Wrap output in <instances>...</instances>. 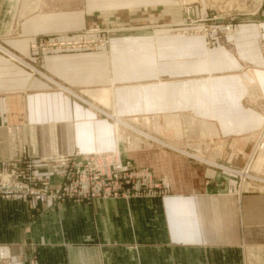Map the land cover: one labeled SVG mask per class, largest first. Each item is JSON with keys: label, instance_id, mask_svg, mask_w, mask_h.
Listing matches in <instances>:
<instances>
[{"label": "crops", "instance_id": "0c3cea01", "mask_svg": "<svg viewBox=\"0 0 264 264\" xmlns=\"http://www.w3.org/2000/svg\"><path fill=\"white\" fill-rule=\"evenodd\" d=\"M158 5L0 0V45L29 63L0 49V166L27 155L41 175L59 181L61 168L47 171L49 162L117 146L171 179L159 195L129 189L119 197L43 203L0 197V264H264V189L226 187L222 174L200 166L215 164L224 147L222 140L207 143L204 129L237 138L264 126V10L227 37L231 44L213 48L202 35L163 24L132 28L94 51L32 49L48 35L69 39L88 27L158 23ZM176 12L168 5V20L180 19ZM111 110L150 116L152 127L168 132L166 141L134 128L154 141L116 142L104 116ZM229 146L238 149V140ZM210 147L214 161H203Z\"/></svg>", "mask_w": 264, "mask_h": 264}, {"label": "rangeland", "instance_id": "374dc122", "mask_svg": "<svg viewBox=\"0 0 264 264\" xmlns=\"http://www.w3.org/2000/svg\"><path fill=\"white\" fill-rule=\"evenodd\" d=\"M263 1L264 0H159L157 11L159 12L160 21L155 24H151L149 22L148 23L142 22V23H137V24L121 25V26H118V25L116 26L109 25V26H100V27L94 26V27L84 28L78 31L73 38H69V39H64V38L62 39L58 37L57 35H51V36L48 35V36L40 37V39H45L46 41H49L51 40V38L52 39L56 38L62 41H69L72 39H77L79 37L80 38L79 40L83 39L84 42H80L79 44H77L76 47H73L72 45L71 46L63 45L62 48H55L51 50L94 51L98 47H106L109 44L111 37L113 36L130 35L126 33H129L132 30V28H136V27L142 28L145 26L151 27V25L173 24L171 25L172 27L170 28H173L175 33H179L181 35H202L205 38L208 47L213 48L216 46L218 47L219 45H223L225 42L227 44H231L230 41L227 40V37H229L230 35L226 36L225 28L229 26L230 24H232L233 26H236V29H237L238 26L243 21H245L246 19H250L254 17L255 15H257L258 13H260L262 10H264ZM170 4L171 6L173 5L174 9H176L177 11L176 13H178V15L176 16L180 18L178 20H174V22L168 20V18L170 19V17H167L168 15H166L167 7ZM126 22L127 21H124V23ZM46 41L43 42L44 45H46ZM60 46L61 44L58 47ZM45 48H50V46L47 45L45 46ZM0 49H2L4 52H6L11 57V54L9 53L10 51H8L5 47L0 45ZM15 56L16 57L14 58H16L17 60L21 62L23 61L22 63L24 64L28 63V62L26 63V61L22 59L21 57H18L17 55ZM34 69L38 71L37 68L34 67ZM75 94L78 98L80 99L83 98L79 94L77 93ZM90 103L94 104L92 102ZM88 106L91 107L90 105ZM96 107L98 110H100L99 111L100 113L102 111L104 112V110L101 109V107H98L97 105ZM94 113L96 114L95 111ZM104 116L110 119L109 121H110L111 129H112L111 135L114 136V138L116 139V142H118L121 139H124L126 141L129 140L131 145L135 144L136 142L133 140V136H135L136 138L140 137L139 136L140 134L136 133V131L138 130H140L139 133L141 134L152 135L153 137H158L160 139H162L161 136L168 133V132H165V133L162 132L163 131L162 129L160 131L157 130V128L155 127L156 125L152 127V125L150 124L152 122L150 121V119L152 118L150 116L135 117V116L127 115V117H125V116H121L117 114L114 110L106 112ZM119 117L122 118L125 122H127L129 126L124 127L123 124L119 126L117 122V118ZM131 118H134V119L136 118L137 120L136 123L129 120ZM153 122H156V121H153ZM116 123H117V129H116ZM141 124L143 126H141ZM118 126L124 129L122 133V137H119V139H118V133H117V131L119 130ZM182 126L185 128L184 124ZM198 126L202 127V130L204 129L203 128L204 126H202V123L199 124ZM168 127H169L170 133L176 137V138L174 137L175 139L181 140L183 137L185 138V141H187L186 133H182L181 136H178L177 132L173 131L174 128L171 125H168ZM134 128L138 130L134 131ZM208 130L210 132H208ZM208 130L207 128L204 129L205 132H200V135L201 136L203 135L202 138H204V140L206 139V141H208L207 143H209L210 141L222 140L223 146H224L223 155L222 156L219 155L218 157L216 156L215 164L206 162V163L200 164V166L205 167V169L207 168L211 169L210 171H217L220 174H222L223 178L229 181V185H226V187L235 186L238 189L247 188V190L258 189V188L264 189V159H263L264 157V143H263L264 142V126L262 127V129L258 131H253L247 134H240L239 137L237 138L236 137L234 138L222 137L221 135L217 133L215 135V133L212 132L211 128H208ZM252 134H255V137L252 140H250V142H248L247 137H249ZM141 139L143 141H148V139L150 141L153 140L144 135L140 137V140ZM193 139L195 140V138ZM231 140L234 142L235 140H238L239 146H238V149L235 148L233 151L230 152L231 146L229 145H230ZM174 145L178 146V144H174ZM116 148L119 149V147L116 146L115 148L113 149L111 148L110 150L112 151ZM182 149L185 150L184 148ZM214 150L215 149L210 147V149L206 151L207 153L205 155L206 159L203 161H206V160L214 161L213 159L208 158L211 154L213 155ZM98 151H101V150H98ZM106 152L109 153L108 150L105 151L104 153ZM127 153L129 154L128 151ZM111 154H115V153L111 152ZM197 154L198 153L193 154V155L196 156ZM122 155H125V157ZM97 156H99L97 153L89 152L88 149H83V150L77 149V150H74L72 153L63 155L61 158L70 159L71 161L75 162V167L78 172L87 171L88 173L92 174V177L96 175L97 178L100 177L99 175L100 173L110 172L113 174H124V175L132 174L134 175L142 169H147L148 171L152 173L154 182L159 185V188L157 189L158 191L156 190V193H154L156 195L161 194L163 190L167 189L170 186L171 179H168L166 176H163V175L158 177L155 175V173L153 174L149 166L138 165L136 164V162H132L130 158L126 156L125 151H121V156L125 162L130 164L129 166L130 168L125 173L119 172L117 170L118 169L117 166L114 163L104 164L102 162V159H100V163H98V161H96L98 158ZM259 158H262V159H259ZM58 160H59V157L54 159L52 162H49V164L47 165L49 166L47 167L48 171H50V167H53L55 165L58 167L59 165ZM136 168H140V169H136ZM98 181L100 180L98 179L91 180V183L95 185ZM121 182H124V181H122L121 178H118V183L121 184ZM124 184L122 186H124ZM130 185L131 184L125 185L126 193L128 192L129 189H132ZM143 187H148V186L143 184ZM258 235H261V234H258ZM262 238L264 239V237Z\"/></svg>", "mask_w": 264, "mask_h": 264}, {"label": "built area", "instance_id": "2783aa9c", "mask_svg": "<svg viewBox=\"0 0 264 264\" xmlns=\"http://www.w3.org/2000/svg\"><path fill=\"white\" fill-rule=\"evenodd\" d=\"M233 30H236V26L232 24L225 28L226 34ZM79 39V37L69 41H62L56 38H51L49 41L40 39L32 44V49L33 51L43 52L62 48L63 45L76 47L80 42H84L83 39ZM44 41H46V45H44ZM60 44L61 46L58 47ZM47 45L50 48H45ZM98 155L96 160L98 163H100V159H102L104 164L114 163L118 168L117 170L121 173H125L130 168V164L125 162L119 153L103 152ZM69 160L63 158L58 160V167L62 169L59 181L51 180L49 177L46 178L44 174L41 175L38 172L39 168L35 159L27 155L4 162L0 166V197L27 199L43 203L50 200L64 201L119 197L126 193L125 185L128 184H131L132 189L146 194H154L159 188V185L153 180L152 173L147 169H142L134 175L113 174L110 172L100 173V177L97 178L96 175L92 177V174L87 171L78 172L75 162ZM118 178H121L124 182L118 183ZM95 179L100 181L94 185L91 180ZM123 184L124 186H122ZM143 184L148 187H143Z\"/></svg>", "mask_w": 264, "mask_h": 264}, {"label": "bare ground", "instance_id": "6f19581e", "mask_svg": "<svg viewBox=\"0 0 264 264\" xmlns=\"http://www.w3.org/2000/svg\"><path fill=\"white\" fill-rule=\"evenodd\" d=\"M236 30H233V31H231V32H229V33H227L226 34V36H228V35H232L234 32H235ZM11 54V53H10ZM13 57H15L13 54H11ZM23 62V61H22ZM122 119H120V118H117V122H118V124L120 125V124H123V123H125V125H127V126H129L128 125V123L127 122H125V121H121ZM184 120V119H183ZM192 123H193V121H192ZM192 123H191V125H192ZM190 126V125H189ZM119 127V126H118ZM184 130V129H183ZM158 138V137H157ZM155 139V138H154ZM158 141V140H157ZM264 143V142H263ZM259 148V147H258ZM259 150V149H258ZM109 152H115V153H119L120 155H121V151L118 149V148H116V149H114V150H108ZM90 152V151H89ZM103 152H105V151H95L94 153H103ZM252 158V157H251ZM252 161V160H251Z\"/></svg>", "mask_w": 264, "mask_h": 264}]
</instances>
